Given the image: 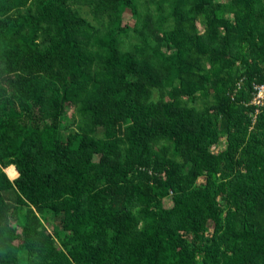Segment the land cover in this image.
Segmentation results:
<instances>
[{"label":"trees","instance_id":"1","mask_svg":"<svg viewBox=\"0 0 264 264\" xmlns=\"http://www.w3.org/2000/svg\"><path fill=\"white\" fill-rule=\"evenodd\" d=\"M261 85L264 0H0V264H264Z\"/></svg>","mask_w":264,"mask_h":264},{"label":"rangeland","instance_id":"2","mask_svg":"<svg viewBox=\"0 0 264 264\" xmlns=\"http://www.w3.org/2000/svg\"><path fill=\"white\" fill-rule=\"evenodd\" d=\"M124 21H125V23H127L128 25H133V23H134V20H133V17H132V13L130 12V11H126V13H125V15H124ZM68 119L70 120V122L69 123H72L73 122V120L75 119V117L73 116V111L72 110H69V116H68ZM69 125V124H68ZM68 125L67 126H63L64 127V132L65 133H68V132H66L68 129H67V127H68ZM220 150H222L223 148H224V145H220L219 147H218ZM10 168H12V167H10ZM10 168L8 169V170H10ZM16 169V168H15ZM7 171V170H6ZM8 174V173H7ZM9 175V174H8ZM19 175V174H18ZM18 175H17V177H18ZM10 177V176H9ZM17 177H15L14 179H16ZM11 178V177H10ZM12 179V178H11Z\"/></svg>","mask_w":264,"mask_h":264},{"label":"built area","instance_id":"3","mask_svg":"<svg viewBox=\"0 0 264 264\" xmlns=\"http://www.w3.org/2000/svg\"><path fill=\"white\" fill-rule=\"evenodd\" d=\"M256 94L254 98V103L258 105L264 99V85L255 86Z\"/></svg>","mask_w":264,"mask_h":264},{"label":"bare ground","instance_id":"4","mask_svg":"<svg viewBox=\"0 0 264 264\" xmlns=\"http://www.w3.org/2000/svg\"><path fill=\"white\" fill-rule=\"evenodd\" d=\"M263 102H264V99H263V100L261 101V103H259V104H262ZM6 172L9 174V176H10L12 179H14L15 177H17V175H18V172H17V170L15 169V167L10 168V170L7 169Z\"/></svg>","mask_w":264,"mask_h":264}]
</instances>
